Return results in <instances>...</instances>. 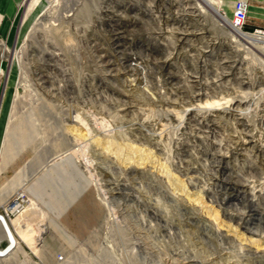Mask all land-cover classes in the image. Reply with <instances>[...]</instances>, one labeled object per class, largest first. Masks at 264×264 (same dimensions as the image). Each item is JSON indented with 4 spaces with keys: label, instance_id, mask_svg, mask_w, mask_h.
<instances>
[{
    "label": "rangeland",
    "instance_id": "obj_1",
    "mask_svg": "<svg viewBox=\"0 0 264 264\" xmlns=\"http://www.w3.org/2000/svg\"><path fill=\"white\" fill-rule=\"evenodd\" d=\"M54 1L22 4V18L39 7L31 25L17 30L13 44L0 38L11 51H25L27 75L16 59L0 54V92L10 93L0 135V155L6 143L9 158L0 174V207L25 193L29 236L37 224L48 226L35 250L16 237L27 256L0 264H264L263 49L242 40L226 49L230 29L209 11L184 28L189 39L180 41L173 15L153 14L157 0H144L153 11L116 42L106 21L126 24L111 15L125 0ZM71 4L75 13L62 16ZM221 9L231 17L225 1ZM130 58L133 72L123 66ZM107 59L119 64L110 61L108 70ZM169 59L173 66H163ZM196 93L205 98L193 100ZM207 99L222 103L185 110ZM226 99L241 102L244 113L226 111ZM77 114L90 128L83 125V139L68 130ZM211 117L218 120L213 129ZM245 137L262 153L237 142Z\"/></svg>",
    "mask_w": 264,
    "mask_h": 264
},
{
    "label": "bare ground",
    "instance_id": "obj_2",
    "mask_svg": "<svg viewBox=\"0 0 264 264\" xmlns=\"http://www.w3.org/2000/svg\"><path fill=\"white\" fill-rule=\"evenodd\" d=\"M51 1V4L50 5H52V6H55V4H57V3H55V4H53V0H50ZM56 2H57V0H55ZM54 1V2H55ZM121 1V0H120ZM132 2H133V0H131ZM131 1L130 0H125V3L124 4H121L120 6L118 5V9H116V10H114V9H112V10H114L115 12H113L114 14H111L112 16L114 15V16H117L116 18H112V19H117V20H124V21H126V24L124 23L123 25V27L122 26H120L118 23H113V21L114 20H111V21H109L108 20V22L106 21V24H107V26H109L110 27V29H111V31L113 32V35H114V39L116 40V42H118L119 41V39L121 38V37H124L125 35H128V33L129 32H131L130 31V29L131 28H129L130 26H132L133 24H137L138 25V19H140V17L142 18V16H140V15H138L139 13L138 12H135V15H132L131 14V12L132 11H143L144 13L143 14H147V12H152L153 11V3L152 4H148V7H147V9H143V8H140V6L139 5H136L135 3H131ZM136 1V0H135ZM156 1V0H155ZM164 0H157V2H158V5L160 6L158 9L156 8V11H160L161 12V14H159V15H157V18L159 17H161L162 16V13L163 12H165V14L168 12V13H170V15L172 16V18L174 19V21L176 20V22L178 23V24H180V30L181 31H179V32H177V33H179L180 35H181V39H180V41H182L183 39H185V38H187L188 36V34H189V32H186L185 31V29L184 28H188V26H189V23L190 24H193L194 25V22L193 21H195L197 18H196V16H199V17H201V16H203V18L205 19V15H208L207 14V12L209 11V12H211L215 17H217L216 18V20L217 21H219L221 24L220 25H223V26H227L229 29H230V31H229V37L227 36V40L228 41H226L225 42V45L224 46H226L225 48L226 49H233L234 47H233V42H239L240 40H242V41H244L247 45L246 46H252L253 48L254 47H260V49H263V51H264V34H257V33H251V32H246V31H244V30H242V29H239V28H235V27H233L232 25H231V21H230V16L229 15H227V13H225V12H223L222 11V9H221V4L223 3V1L222 0H167V2L170 4V6L169 7H166V6H162V2H163ZM42 2V0H25L24 1V3H29L30 5L32 4V6H33V4H40ZM87 2V1H86ZM152 2V1H151ZM23 3V4H24ZM114 3V2H113ZM150 3V2H149ZM49 5V6H50ZM78 5H80L79 3H78ZM77 5V6H78ZM83 5V4H82ZM156 6V5H155ZM154 6V7H155ZM174 7H175V9H174ZM72 8H75V6L74 7H72ZM112 8H113V5H112ZM77 9H82V7H77ZM152 9V10H151ZM174 9V10H173ZM79 10V11H80ZM118 11V12H117ZM208 12V13H209ZM111 13V12H110ZM167 13V14H168ZM83 14V13H82ZM154 14V13H153ZM79 15V14H78ZM169 15V16H170ZM209 15H210V13H209ZM106 16H107V14H106ZM168 16V17H169ZM153 17V16H152ZM166 17V16H165ZM61 18V17H60ZM101 18V17H100ZM107 18V17H106ZM144 19V18H143ZM153 19V18H152ZM169 19V18H168ZM186 21H185V20ZM200 19V18H199ZM201 19H202V17H201ZM203 19V20H204ZM132 20V22H130ZM182 20H184V22H187L188 24L187 25H182L183 23H182ZM197 21V20H196ZM199 21H201V20H199ZM206 21H208L207 19H206ZM123 22V21H122ZM161 22V21H160ZM53 23H54V21H53ZM52 23V24H53ZM132 23V24H131ZM175 23V22H174ZM197 23V22H196ZM195 23V24H196ZM202 23V22H201ZM35 24V23H34ZM199 24V23H198ZM204 24H205V22H204ZM206 24H208V23H206ZM192 25V26H193ZM39 25L36 23V25L34 26V28H32V29H35L36 31H37V29H39V27H38ZM43 26V25H42ZM42 26H40L41 28H42ZM135 26V25H134ZM191 26V25H190ZM204 26V25H203ZM205 26H207V25H205ZM204 26V27H205ZM45 27V26H44ZM173 27V26H172ZM47 28V27H46ZM53 28V27H52ZM99 28H101V27H99ZM162 28V27H161ZM194 28V27H193ZM31 29V28H30ZM139 29V28H138ZM199 29V28H198ZM34 30V31H35ZM184 30V31H183ZM187 30V29H186ZM192 30V29H191ZM190 30V31H191ZM202 30V29H201ZM204 30V29H203ZM209 30V29H208ZM33 31V30H32ZM106 31V30H105ZM162 31V30H161ZM178 31V30H177ZM199 31V30H198ZM31 32V31H30ZM107 32H108V30H107ZM192 32V31H191ZM202 32V31H201ZM201 32H199V33H201ZM209 32V31H208ZM36 33V32H35ZM144 33V32H143ZM176 33V32H175ZM176 33V34H177ZM198 33V34H199ZM135 34H137V33H135ZM203 34V33H202ZM93 35V34H92ZM149 35V34H148ZM195 35V34H194ZM200 35V34H199ZM206 34L204 33V36H205ZM226 35V34H225ZM153 36V35H152ZM174 36V35H173ZM203 36V39L205 38ZM199 36H197V37H195L196 39L198 38ZM219 37V36H218ZM117 38H119L118 39V41H117ZM126 38V37H125ZM171 38V37H170ZM200 38H202V36L200 37ZM100 39V38H99ZM187 39H189V37L187 38ZM150 40V39H149ZM162 40V39H161ZM186 40V39H185ZM184 40V41H185ZM191 40H193V39H191ZM24 41V40H23ZM174 41V40H173ZM187 41H189V40H187ZM186 41V42H187ZM28 42V41H27ZM111 42V41H110ZM166 42V41H165ZM168 42V41H167ZM101 43V42H100ZM173 43H175V42H173ZM191 43V42H190ZM213 43H216V42H213ZM242 43V42H241ZM96 44V43H95ZM189 44V43H188ZM209 44V43H208ZM122 44H118V46H121ZM164 45V44H163ZM24 48H26V50H32L31 49V45L29 44H26L25 42H24ZM170 46V45H169ZM212 46V45H211ZM238 46V45H237ZM242 46V45H241ZM246 46H245V49H247L246 48ZM198 47V46H197ZM205 47V46H204ZM240 47V46H239ZM252 47H250V48H252ZM105 48V47H104ZM199 48V47H198ZM207 48V47H206ZM220 48V47H219ZM242 48V47H241ZM243 48H244V46H243ZM250 48H248V49H250ZM188 49V48H187ZM215 49V48H214ZM21 50V49H20ZM237 50V49H236ZM0 54H1V56H3V57H5V58H12V59H16L17 60V62L19 63V65H20V67H21V74H22V76L25 78V77H27V75L25 74V71H24V63H23V59H24V52L25 51H19V50H14V51H11V49L9 48V47H6V46H4V47H0ZM117 51V50H116ZM201 51V50H200ZM208 51V50H207ZM210 51H212V50H209V52ZM234 51V50H233ZM251 51V50H250ZM204 52H205V50H204ZM248 52H249V50H248ZM101 53V52H100ZM113 53V52H112ZM123 53H125V52H123ZM127 53V52H126ZM150 53V52H149ZM193 53V52H192ZM81 54V53H80ZM111 54V53H110ZM205 54V53H204ZM225 54V53H224ZM83 55V54H82ZM112 55V54H111ZM110 55V56H111ZM232 55H234V54H232ZM118 56V55H117ZM120 56V55H119ZM206 56V55H205ZM109 57V56H108ZM136 57V56H135ZM26 58V57H25ZM95 58V57H94ZM103 58H105V57H103ZM117 58V57H116ZM124 58V57H123ZM149 58V57H148ZM197 58V57H196ZM237 58V57H236ZM132 59H134V58H130V59H127L128 61H129V63L127 62V61H124L123 62V66H124V68H127L128 69V72H133V69H132V65H133V61H132ZM140 59V58H139ZM243 58H241V56H240V60H242ZM106 60V59H105ZM141 60V59H140ZM152 60V59H151ZM155 60V59H154ZM193 60V59H192ZM191 60V61H192ZM196 60V59H195ZM204 60V59H203ZM86 61V60H85ZM111 61V63L113 64V63H115V64H119V62L117 63V61H112V60H110ZM110 61H109V59H107V64L106 65H112V64H110ZM119 61V60H118ZM221 61V60H220ZM106 62V61H105ZM189 62V61H188ZM204 62V61H203ZM223 62H230L229 60H225V61H223ZM235 62H237L238 64H240V62L241 61H239V59H236L235 60ZM127 63V64H126ZM162 63H164L163 61L160 63V64H162ZM220 63V62H219ZM233 64V63H232ZM87 65V64H86ZM163 65V64H162ZM234 65H235V63H234ZM118 66V65H117ZM122 66V67H123ZM163 66H173V62L169 59V60H167L165 63H164V65ZM224 66V65H223ZM228 65H226L225 67H227ZM236 66V65H235ZM240 66V65H239ZM68 67V66H67ZM137 67H138V65H137ZM136 67V68H137ZM140 68H141V66H139ZM229 67V66H228ZM232 67H234V66H231V68ZM237 67V66H236ZM44 68V67H43ZM97 68V67H96ZM117 68V67H116ZM230 68V69H231ZM240 68L242 69V67L240 66ZM239 68V69H240ZM76 69V68H75ZM111 68H110V66H109V69L108 70H110ZM113 69V68H112ZM238 69V68H237ZM65 70H66V68H65ZM119 70V69H118ZM165 70V69H164ZM232 71H235L234 69H232ZM230 72L231 74L233 73V72ZM242 70H240L239 72H241ZM110 72V71H109ZM117 72V71H116ZM119 72V71H118ZM138 72V71H137ZM236 72V71H235ZM260 72H261V77H262V80L264 81V69H260ZM113 73V72H112ZM145 73V72H144ZM221 73V72H220ZM230 73H224L223 74V76H229V74ZM257 73H259V72H257ZM41 74V73H40ZM95 74V73H94ZM135 74V73H134ZM142 74V73H141ZM199 74V73H198ZM139 75V74H138ZM235 75V74H234ZM41 76V75H40ZM164 76V75H163ZM186 76V75H185ZM208 76V75H207ZM220 76V75H219ZM218 76V77H219ZM222 76V77H223ZM171 77H173V76H171ZM194 77H196L195 75H194ZM205 77V76H204ZM29 78V77H28ZM224 78V77H223ZM44 79V78H43ZM184 79V78H183ZM195 79H198V78H195ZM200 79V78H199ZM221 79V78H220ZM228 79V78H227ZM218 80V79H217ZM237 80H239V79H237ZM245 80V79H244ZM45 81V80H44ZM128 81V80H127ZM220 81V80H219ZM223 81V80H222ZM232 81V80H231ZM250 81V80H249ZM249 81H243V79L242 80H240V83H242V84H244V83H249ZM88 82V81H87ZM157 82V81H156ZM170 82V81H169ZM204 82V81H203ZM226 82V81H225ZM77 83V82H76ZM27 84V83H26ZM197 84V83H196ZM219 84V83H218ZM260 84H261V82H260ZM24 85V84H23ZM157 85V84H156ZM199 85V84H198ZM203 84H201V86H202ZM205 85V84H204ZM255 85V84H254ZM91 86H92V84H91ZM169 86V85H168ZM184 86V85H183ZM190 86V85H189ZM206 86V85H205ZM218 86V85H217ZM56 87V86H55ZM241 87V86H240ZM202 88V87H201ZM204 88V87H203ZM202 88V89H203ZM214 88V87H213ZM222 88V87H221ZM256 88V87H255ZM264 88V87H263ZM34 89V88H33ZM166 89V88H165ZM208 89V88H207ZM216 89V88H215ZM261 89V88H260ZM259 89V90H260ZM94 90V89H93ZM204 90V89H203ZM228 91V90H227ZM264 91V90H263ZM262 91V92H263ZM163 92V91H162ZM197 92V91H196ZM200 92H202V91H200ZM209 92V91H208ZM243 92V91H242ZM207 93V92H206ZM211 93V92H210ZM213 93V92H212ZM219 93V92H218ZM262 94V93H261ZM260 94V95H261ZM50 95V94H49ZM205 94L204 93H196V95L193 97L194 99L193 100H203V97L205 98V96H204ZM207 95H209L208 93H207ZM211 95V94H210ZM42 96V95H41ZM178 96V95H177ZM227 96V95H226ZM225 96V97H226ZM92 97V96H91ZM208 97H210V96H208ZM118 98V97H117ZM125 100V99H124ZM163 100V99H162ZM173 100V99H172ZM188 100H190V99H188ZM187 100V101H188ZM220 100V99H219ZM219 100H209V99H207V100H204L203 102H199V103H197V104H195V103H193V104H195L193 107H187V109H185V108H183V109H185L187 112H191V113H193L194 112V110H196V109H198V111H199V109H201V108H207V107H209V106H211V105H218L219 106V104H221L222 102H218ZM221 100H222V98H221ZM180 101V100H179ZM166 102V101H165ZM191 102V101H190ZM192 102H194V101H192ZM226 102L227 103H229V104H227L226 105V108L228 107V109H225L226 111H229L230 113L231 112H233V111H239V112H241V114H243L244 113V110L243 109H241L240 108V106H241V102H236V101H233V100H229V99H226ZM226 102H224V103H226ZM136 103V102H135ZM163 103V102H162ZM187 103V102H186ZM223 103V104H224ZM222 104V105H223ZM233 104H236V106H234ZM165 105V104H164ZM189 105V104H188ZM191 105V104H190ZM231 105H233V107H231ZM16 108V107H15ZM14 108V109H15ZM222 108V107H221ZM167 109H168V107H167ZM176 109V108H175ZM178 109V108H177ZM217 109H218V107H217ZM174 110V109H173ZM173 110H171L170 109V111H173ZM180 110V109H179ZM205 110V109H204ZM204 110L202 109V111H203V113H204ZM219 110H220V108H219ZM224 110V109H223ZM162 111V110H161ZM169 111V110H168ZM175 111H177V110H175ZM180 112V111H179ZM169 113V112H168ZM167 113V114H168ZM175 113H178V112H175ZM185 113V112H184ZM211 113V112H210ZM235 113V112H234ZM172 114V113H171ZM173 114H174V112H173ZM188 114V113H187ZM197 114V113H196ZM198 114H199V112H198ZM206 114V113H205ZM229 114V113H228ZM178 116H179V113L177 114ZM180 115H181V113H180ZM202 115V114H201ZM200 115V116H201ZM208 115V114H207ZM77 116H78V118H76L74 121H76L75 122V124H71V126L70 127H68V130L69 131H71L74 135L73 136H75V138L77 139V138H81V139H83V137L85 136V135H87V131L85 132L84 130H83V125L86 127V129H87V123L85 122V120H83L82 118H81V116L80 115H78L77 114ZM168 116V115H167ZM181 116H183V113H182V115ZM180 116V117H181ZM184 117V116H183ZM186 117V116H185ZM185 117H184V119H185ZM193 117V116H192ZM192 117H190V118H192ZM196 117V116H195ZM202 117H203V115H202ZM220 117H222V116H220ZM219 117V118H220ZM157 118V117H156ZM179 118V117H178ZM182 118V117H181ZM212 118V117H211ZM228 118V117H227ZM241 118V117H240ZM12 119V118H11ZM189 119V118H188ZM221 119V118H220ZM205 120H206V117H205ZM216 119H214V118H212V120L210 119V121L212 122V124H208L207 123V127L209 128V129H213V126H217V123H216V121H218V120H216ZM223 120V119H222ZM242 120V119H241ZM164 121V120H163ZM210 121H209V123H210ZM221 121V120H220ZM101 122V121H100ZM156 122V121H155ZM158 122V121H157ZM184 122V121H183ZM189 122V121H188ZM193 122V121H192ZM191 122V123H192ZM208 122V121H207ZM12 123V122H11ZM153 123V122H152ZM202 123H204V122H202ZM249 123V122H248ZM221 124V123H220ZM245 124V122L242 120V121H240V125H244ZM70 125V124H69ZM168 125V124H167ZM196 125V124H195ZM205 125H206V123H205ZM10 126H11V124L9 125V129H10ZM141 126V125H140ZM156 126V125H155ZM236 126V125H235ZM246 126V125H245ZM248 126H249V124H248ZM165 127V126H164ZM199 128H200V126H198ZM254 127V126H253ZM142 128V127H141ZM218 128V127H217ZM90 129V128H89ZM89 129H87L88 131H89ZM221 129V128H220ZM240 129V128H239ZM242 129H244V128H242ZM250 129V128H249ZM160 130V129H159ZM167 130V129H166ZM179 130V129H178ZM198 130V129H197ZM204 130H208V129H204L203 128V131ZM248 130V129H247ZM251 130V129H250ZM91 131V130H90ZM121 131V130H120ZM154 131V130H153ZM214 131H216L215 129H214ZM242 131V130H241ZM249 131V130H248ZM70 132V133H71ZM142 132V131H141ZM184 132V131H183ZM251 132V131H250ZM69 133V132H68ZM103 133H105L104 131H103ZM151 133V132H150ZM164 133V132H163ZM169 133V132H168ZM173 133V132H172ZM175 133V132H174ZM188 133V132H187ZM253 133V132H252ZM161 134V133H160ZM181 134V133H180ZM214 134V133H213ZM245 134H246V132H245ZM247 134H248V132H247ZM68 135H71V134H68ZM67 135V136H68ZM251 135V134H250ZM138 136V135H137ZM206 136V135H205ZM243 136V135H242ZM86 137V136H85ZM112 137V136H111ZM249 137V136H248ZM253 137H254V135H253ZM75 138H74V140H75ZM113 138V137H112ZM185 138V137H184ZM244 138V137H243ZM73 139V138H72ZM94 139V138H93ZM96 139H98V138H96ZM95 139V140H96ZM108 139V138H107ZM94 140V141H95ZM99 140V139H98ZM180 140V139H179ZM108 143L110 142V141H108V140H106ZM113 141H114V139H113ZM116 141V140H115ZM106 142V143H107ZM237 142H240V144H243V145H247V144H250L252 147H255L256 148V150H257V152H258V154L259 153H262V149L261 148H259L260 146H259V144L258 143H256L257 141L256 140H253V139H249V138H247V137H245V139H242V140H240V139H238L237 140ZM107 143V144H108ZM111 143L112 142H110V144H109V146L111 147ZM168 143H170V142H168ZM207 143V142H206ZM73 145L74 144H72V147H73ZM80 145V144H79ZM87 145V144H86ZM85 145V146H86ZM181 145V144H180ZM239 145V144H238ZM216 146H217V144H216ZM241 146V145H240ZM75 147H76V145H75ZM182 147V146H181ZM187 147V146H186ZM222 147V146H221ZM207 148V147H206ZM224 148V147H223ZM241 148H242V146H241ZM78 149V148H77ZM191 149V148H190ZM216 149V148H215ZM236 149H239V148H236ZM193 150V149H192ZM243 150V149H242ZM221 151V150H220ZM219 151V152H220ZM80 154V153H79ZM183 154V153H182ZM193 154V153H192ZM230 154V153H229ZM83 155V154H82ZM191 156V155H190ZM221 156V158L222 159H226V158H228V157H230V155L228 156V155H226V154H223V156L222 155H220ZM84 157V156H83ZM233 158H235V157H233ZM84 159V158H83ZM8 161H9V158L6 156V143H5V147L2 149V151H1V155H0V173H1V171L3 170V168L6 166V164L8 163ZM83 161V160H82ZM180 161V160H179ZM218 161V160H217ZM216 161V162H217ZM251 161V160H250ZM253 161V160H252ZM233 162V161H232ZM242 162V161H241ZM89 163V162H88ZM176 163V162H175ZM177 163H179V162H177ZM90 164V163H89ZM237 164V163H236ZM176 165V164H175ZM179 166V165H178ZM253 166V165H252ZM252 168H254V167H252ZM226 169H228V166H226ZM190 170V169H189ZM231 173H232V170H230V169H228ZM235 171V170H234ZM250 171V170H249ZM261 171V170H260ZM246 173V172H245ZM260 173V172H259ZM173 174V173H172ZM222 174V173H221ZM195 175V174H194ZM244 175V174H243ZM176 177V176H175ZM219 177V176H218ZM170 178V177H169ZM174 178V177H173ZM185 178V177H184ZM195 178V177H194ZM261 178V177H260ZM180 179V178H179ZM191 179V178H190ZM199 179V178H198ZM249 179V178H248ZM188 180V179H187ZM198 181V180H197ZM249 181V180H248ZM249 182H251V181H249ZM260 182V181H259ZM113 183V182H112ZM122 183V182H121ZM195 183V182H194ZM118 185V184H117ZM221 185V184H220ZM231 185V184H230ZM255 185V184H254ZM246 187V186H245ZM184 189H186V188H184ZM203 190V189H202ZM256 190V189H255ZM102 191V190H101ZM246 191V190H245ZM119 192V191H118ZM201 192V191H200ZM232 194V193H231ZM260 196V195H259ZM202 197V196H201ZM200 202V201H199ZM206 202V201H205ZM252 202V201H251ZM255 202V201H254ZM243 205V204H242ZM33 206H34V208H35V203H33ZM30 207H32V205L30 206ZM255 207V206H254ZM29 209V208H28ZM27 209V210H28ZM26 210V211H27ZM30 211H31V209H30ZM35 212V211H34ZM237 212V211H236ZM251 212V211H250ZM32 213V212H31ZM27 214H28V212H27ZM26 214V215H27ZM211 214V213H210ZM32 216V215H31ZM30 216V217H31ZM219 216V215H218ZM248 216V215H247ZM252 216V215H251ZM241 217V216H240ZM257 217V216H256ZM244 217H242V219H243ZM23 219H26L25 218V216H24V214H22L21 216H18V217H16V218H14L13 220H12V223H13V225L14 226H16L17 227V229L16 230H18V238L22 241V242H28V243H30V245H31V247H32V249L33 250H35L40 244H42V242L44 241V236H45V234H46V230H47V228H48V226L46 225V224H44V223H39V224H37L38 226H37V228H39V231H37L36 230V233H35V236H34V238H32V237H30L29 236V233H31V230L29 229V227L28 226H26L25 225V220H23ZM216 219H218V218H216ZM246 219L248 220V218L246 217ZM263 219V218H262ZM31 220V219H30ZM241 220V219H240ZM261 220V219H260ZM232 222V221H231ZM172 225V224H171ZM41 226V227H40ZM6 228H9V223L8 222H6V225L5 224H3V222L0 220V232H2V231H6ZM216 229V228H215ZM250 232V231H249ZM260 232V231H259ZM259 235V234H258ZM260 237V236H259ZM258 238V237H257ZM263 239V238H262ZM259 240V239H258ZM263 246V245H262ZM260 248V247H259ZM25 257V256H27V252H26V250L24 249V247H22V245H21V243H20V241L17 239V238H15L14 239V247H13V249L9 252V254L5 257V258H13V259H17V258H19V257ZM172 263V262H171Z\"/></svg>",
    "mask_w": 264,
    "mask_h": 264
},
{
    "label": "crops",
    "instance_id": "obj_3",
    "mask_svg": "<svg viewBox=\"0 0 264 264\" xmlns=\"http://www.w3.org/2000/svg\"><path fill=\"white\" fill-rule=\"evenodd\" d=\"M24 1L25 0H0V38L7 40L8 43L13 44L16 40L15 37L17 34V30L19 31V29L21 28L25 29L29 25H31L32 20L39 12V7H36L29 15V17L24 16V18H22L21 12L23 8H21V5L24 3ZM222 1H225V8L229 11L230 15L232 16L233 2L235 0H222ZM249 1L250 3H249V11H248V27L250 29H254V28L264 29V0H249ZM9 99H10L9 92H6L5 95H1L0 92V135L3 131L4 122H5L4 119L8 110L7 100Z\"/></svg>",
    "mask_w": 264,
    "mask_h": 264
},
{
    "label": "built area",
    "instance_id": "obj_4",
    "mask_svg": "<svg viewBox=\"0 0 264 264\" xmlns=\"http://www.w3.org/2000/svg\"><path fill=\"white\" fill-rule=\"evenodd\" d=\"M144 1V0H140ZM136 5H139L138 1H135ZM149 3V2H148ZM148 3L145 6V1H144V7L141 5L140 8L147 9ZM249 0H235L233 2V15L230 18L231 25L235 28L242 29L246 32H251V33H257V34H264V29L263 28H254L250 29L248 27V11H249ZM50 4V3H49ZM111 4V3H110ZM141 4V3H140ZM72 4L71 5H66L64 7V12L62 13L64 17H70L72 16V13L74 12L71 10ZM111 6V5H110ZM156 12L160 11H154L153 13L155 16H157ZM75 13V12H74ZM69 14V15H67ZM161 14V12H160ZM74 15V14H73ZM144 17H148V15H143V11L141 10V15ZM5 44L3 41L0 39V47H4ZM8 47V46H6ZM3 70L2 66L0 67V72ZM15 197L7 203L6 205H2L0 207V220L3 222V224L6 225V222L9 223V228H6V233L10 238L11 241V246L5 250V251H0V260L4 259L9 252L13 249L14 247V239L17 237L18 238V232H17V227L13 225L12 220L18 216H20L26 208V204L28 203V197L25 195V193H19L17 192Z\"/></svg>",
    "mask_w": 264,
    "mask_h": 264
},
{
    "label": "water",
    "instance_id": "obj_5",
    "mask_svg": "<svg viewBox=\"0 0 264 264\" xmlns=\"http://www.w3.org/2000/svg\"><path fill=\"white\" fill-rule=\"evenodd\" d=\"M11 246V241L6 231L0 232V251H5Z\"/></svg>",
    "mask_w": 264,
    "mask_h": 264
}]
</instances>
